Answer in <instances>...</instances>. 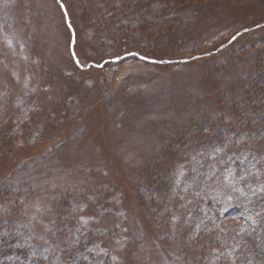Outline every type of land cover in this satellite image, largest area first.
Returning <instances> with one entry per match:
<instances>
[{"label":"rangeland","instance_id":"1","mask_svg":"<svg viewBox=\"0 0 264 264\" xmlns=\"http://www.w3.org/2000/svg\"><path fill=\"white\" fill-rule=\"evenodd\" d=\"M260 113L264 0H0V223L63 255L217 264L197 201H232Z\"/></svg>","mask_w":264,"mask_h":264},{"label":"trees","instance_id":"2","mask_svg":"<svg viewBox=\"0 0 264 264\" xmlns=\"http://www.w3.org/2000/svg\"><path fill=\"white\" fill-rule=\"evenodd\" d=\"M263 116L262 113L256 115V123L246 121L241 124L243 132L233 140L237 141L239 137L247 135L244 133L246 130H254L257 134L253 137L264 140ZM227 139L230 140L231 136ZM251 140L252 137H248L252 157L245 146L233 143L232 148H236L234 158L222 166L224 175L225 171L229 173V169L234 177L243 175V181L240 179L235 192L231 193L232 201H229V197H221V193L214 192L205 193L197 201L199 209L195 212L197 215L192 225L193 231L198 238H209L214 246L220 247L221 255L216 259L217 264H264V184L262 187L250 186L247 183L249 179L245 176L252 171L264 170V147L259 153L257 150L253 151L255 146ZM219 146H223V143ZM224 175L220 174L221 179L225 178ZM20 223L15 219L2 220L0 223V264L111 263L89 242L73 247L63 255L57 251V243L47 242L42 235L35 239L26 222Z\"/></svg>","mask_w":264,"mask_h":264},{"label":"water","instance_id":"3","mask_svg":"<svg viewBox=\"0 0 264 264\" xmlns=\"http://www.w3.org/2000/svg\"><path fill=\"white\" fill-rule=\"evenodd\" d=\"M64 11H65V9H64ZM71 31H72V33H73V30L71 29ZM74 44H75V39H74V36H73V41H72V45H71V49H72V51H73V48H74ZM74 53V52H73ZM74 58H75V61L78 63V61H77V59H76V57H75V55H74ZM115 61H118V60H115ZM78 66H80L81 67V65L78 63ZM89 68V67H88Z\"/></svg>","mask_w":264,"mask_h":264}]
</instances>
